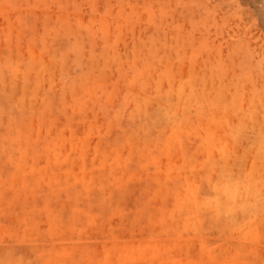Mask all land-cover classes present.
<instances>
[{
  "label": "rangeland",
  "instance_id": "rangeland-1",
  "mask_svg": "<svg viewBox=\"0 0 264 264\" xmlns=\"http://www.w3.org/2000/svg\"><path fill=\"white\" fill-rule=\"evenodd\" d=\"M0 264H264V0H0Z\"/></svg>",
  "mask_w": 264,
  "mask_h": 264
}]
</instances>
